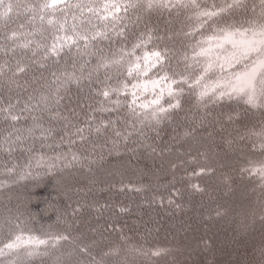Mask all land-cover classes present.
<instances>
[{"label":"trees","instance_id":"16d2710c","mask_svg":"<svg viewBox=\"0 0 264 264\" xmlns=\"http://www.w3.org/2000/svg\"><path fill=\"white\" fill-rule=\"evenodd\" d=\"M51 1L0 19V264H264V102L214 61L264 0Z\"/></svg>","mask_w":264,"mask_h":264},{"label":"snow or ice","instance_id":"6c2138e0","mask_svg":"<svg viewBox=\"0 0 264 264\" xmlns=\"http://www.w3.org/2000/svg\"><path fill=\"white\" fill-rule=\"evenodd\" d=\"M48 6L45 5V7ZM230 6H236V3L234 2ZM12 10V2L6 3V0H0V19L7 18ZM215 14L211 12L202 13V15ZM222 42L231 45L230 55L220 53L216 54L214 58L222 73H226L227 69L239 63L242 59L248 61V63L243 71L226 77L219 95L221 97L227 96L229 99L233 96L242 95L249 105L258 106V102H264V23L254 24L243 30L225 31ZM204 54L212 57V50L208 49ZM212 67L213 63L210 62L205 71L210 70ZM104 95L107 96L108 93L105 92ZM12 119H16V117H12ZM57 239H67V237L61 236ZM39 243L43 244L45 241L41 240ZM7 247L12 248L13 245L9 244Z\"/></svg>","mask_w":264,"mask_h":264},{"label":"bare ground","instance_id":"6f19581e","mask_svg":"<svg viewBox=\"0 0 264 264\" xmlns=\"http://www.w3.org/2000/svg\"><path fill=\"white\" fill-rule=\"evenodd\" d=\"M36 182H39V178H37L36 180H35ZM40 181L42 182V183H46V182H48V178L45 176V177H43V178H41L40 179ZM28 183V185H30V182H27ZM10 185V187H12V188H15L14 186H17L18 184L17 183H15V182H13V183H11V184H9ZM153 187V185L152 184H148L147 186H146V188H152ZM31 189V188H30ZM19 193H23V191H12L11 192V194H19ZM9 200H15L14 198H13V196H9ZM226 206V205H225ZM228 206H230V205H228ZM3 210L5 211V212H9V209L7 208V207H3ZM130 210V208H127L125 211H129ZM2 212L0 211V214H1ZM34 261V260H33Z\"/></svg>","mask_w":264,"mask_h":264},{"label":"rangeland","instance_id":"374dc122","mask_svg":"<svg viewBox=\"0 0 264 264\" xmlns=\"http://www.w3.org/2000/svg\"><path fill=\"white\" fill-rule=\"evenodd\" d=\"M68 0H52L49 4L51 5L52 8H58L60 6H63L66 4ZM50 7V8H51ZM147 54H144L143 57H146ZM142 58V57H141Z\"/></svg>","mask_w":264,"mask_h":264}]
</instances>
